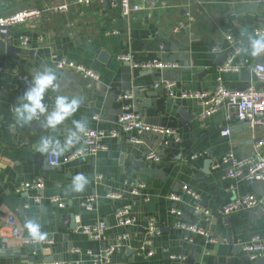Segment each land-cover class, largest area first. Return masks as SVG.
I'll use <instances>...</instances> for the list:
<instances>
[{
	"label": "crops",
	"instance_id": "crops-1",
	"mask_svg": "<svg viewBox=\"0 0 264 264\" xmlns=\"http://www.w3.org/2000/svg\"><path fill=\"white\" fill-rule=\"evenodd\" d=\"M130 2L139 5V11L123 15L121 5L111 0H0V16L27 9L42 11L40 17L0 39V264H92L88 252L96 255L117 244L120 233H127L128 238L115 250L109 264H264V252L251 260L242 248L244 242L264 237V181H233L235 189L230 190L222 178L224 167H212L230 150L238 158L252 155L255 142L264 140V124L251 128L235 115L228 120L225 104L214 114L201 117L199 100L181 97L183 92L214 90L218 77L228 89L258 84L252 66L264 63V56L239 54L237 61L242 67L237 72L221 73L219 66L233 50L228 36L240 46L242 27L253 30L264 25V0H258L255 10L248 9L249 0ZM64 5L67 8L59 10ZM24 38L26 44H22ZM124 55H130L132 61H123ZM63 58L85 65L99 78L58 67ZM156 59L170 66H134ZM41 67H53L60 77V91H49L45 98L49 110L56 95H80L84 103L72 119L86 117L89 130L105 132L104 149L95 156L66 159L60 166L51 167L47 156L36 152L41 136L56 135L63 141L73 127L71 119L57 133L45 131L39 124L15 126L17 98ZM166 82L174 83L175 97L154 86ZM127 94L131 98H124ZM126 106L139 113L144 123L174 129L180 141L165 143L164 136L148 132L143 143L130 142L117 121ZM226 126L230 135L224 136L221 131ZM150 151L159 153L161 161L147 160ZM195 153L199 157L192 158ZM79 173L89 180L82 193L71 190L72 178ZM37 179L45 183L42 190H18L22 183ZM138 183L146 184L142 193L149 196L148 201L132 194V186ZM185 187L196 193L198 200L186 193ZM114 192L121 193L120 201L109 197ZM248 192L261 200L258 207L217 214L210 223L200 221L220 242L211 243L201 235L194 236L193 241L185 238L178 223L198 221L193 210L196 201L216 211L236 195ZM174 193L181 199L170 200ZM90 196L95 201L88 210L83 202ZM37 197L41 198L39 203ZM53 197L60 201H52ZM61 202L64 207H60ZM121 204L130 209L134 224H118L115 212ZM6 215L15 216L27 237L24 222L36 218L53 243L24 244L10 236ZM152 217L161 230L156 235L146 231ZM102 220L108 224L104 240L82 232L83 225ZM149 250L154 254L145 256ZM172 254L184 258L173 259Z\"/></svg>",
	"mask_w": 264,
	"mask_h": 264
},
{
	"label": "built area",
	"instance_id": "built-area-1",
	"mask_svg": "<svg viewBox=\"0 0 264 264\" xmlns=\"http://www.w3.org/2000/svg\"><path fill=\"white\" fill-rule=\"evenodd\" d=\"M87 2L89 0H78L79 3ZM113 4H120L122 8L123 15H129L133 12L139 11V5L132 4L130 0H111ZM67 6H61L59 10L66 9ZM42 11L38 9H27L20 11L8 16H0V39H5L10 37L12 30L15 27L25 25L28 21L36 19L41 16ZM176 28L175 31H178ZM253 30L264 31L263 26H257ZM228 42L233 45V50L229 52L224 61L219 66V71L222 72H237L241 69V63L237 61L239 56V46L235 45L236 40L232 36H228ZM27 43V38L22 40V44ZM216 50H221L220 47H215ZM123 61L130 62L132 57L130 55H124L121 57ZM57 66L70 67L77 70L83 76L93 79H98L99 74L94 70L86 67L83 64L76 63L72 60L66 58L61 59L57 62ZM136 67L143 68H162L170 66L169 63H164L160 60H153L147 63L138 64L134 63ZM252 70L257 78V85H249L244 89H228L222 81L221 77H218V82L214 90L212 91H196V92H183L181 97L183 98H196L199 103L203 106V111L201 117L209 116L214 114L221 105L225 104L228 108V120L235 115L238 121L247 123L251 128H255L258 125L264 124V63H257L252 66ZM156 88L163 87L169 95L175 97V92L173 91V82L166 83H156L154 85ZM131 94H127L124 98H131ZM118 124L120 130L125 133L130 142L134 144H141L144 142V135L148 132L157 133L166 138L165 143L168 142H179V134L170 128L159 127L156 125H149L144 123L141 119L139 113L126 106L122 113L118 117ZM224 136L230 135V128L228 126L224 127L221 131ZM105 132L103 130H89L88 135L85 137L87 156H95L100 150L104 149L102 144V139L105 137ZM112 135H115L113 133ZM264 140L256 141L254 144V153L245 158H238L235 156L233 151H228L225 155L221 157L218 161L213 164V169H219L224 167L225 171L222 176L223 180L229 184L228 189L234 190L235 185L233 181L245 179L251 182L264 181ZM81 157L77 150L75 149L70 154L63 155L60 157L47 156V163L51 167H57L62 164L64 160H74ZM192 158L199 157L198 154H192ZM146 159L152 162H160L161 156L155 151H150L146 154ZM99 180L102 179V175L97 177ZM146 184L138 183L132 186V194L135 197H141L145 201L149 200L147 194L142 193ZM45 187V183L42 179H37L34 181L24 182L20 185V191H27L29 189L42 190ZM185 192L192 194L196 200L199 196L192 192L190 189L185 187ZM109 197L113 200L120 201L122 195L120 192L110 193ZM170 200L177 201L181 199V195L174 193L169 196ZM41 198L37 197L36 202H40ZM52 201L59 202L58 197H53ZM95 201L94 196L88 197L84 202L83 206L91 210ZM261 200L254 193H244L241 195H236L223 205L218 210L214 211L200 201H196L193 206L194 212L198 215V221L196 222H186L180 221L178 226L185 232V238L189 241L194 240V236L201 235L208 239L211 243L220 242V239L214 235L210 228L204 225H200L201 220H205L208 223L211 222L215 215H230L236 212L244 210H253L258 207ZM60 207H64V203H59ZM180 214L181 212L178 211ZM118 224L122 227L134 224L136 222L135 217L130 213V209L121 204L115 212ZM5 225L8 228V234L14 238L21 239L24 244L37 243L30 237L24 236L22 228L17 224L14 215L5 216ZM108 227L106 221L102 220L95 224L83 225L81 230L83 233L89 235L95 240H104L105 231ZM146 231L149 235H156L160 233V227L156 224V219L154 217L147 221ZM128 238L127 233H120L117 235L118 243L115 245L105 247L101 253L94 255L92 252H88L92 255V264H109L115 250L122 245V242ZM53 243V239L47 238L43 243L50 245ZM243 250L248 254L251 260H256L263 255L264 252V237H254L250 241L244 242L242 244ZM145 256H152L154 252L152 250L146 251ZM173 259H182L183 256L171 255ZM38 264H63L61 262H46Z\"/></svg>",
	"mask_w": 264,
	"mask_h": 264
},
{
	"label": "clouds",
	"instance_id": "clouds-1",
	"mask_svg": "<svg viewBox=\"0 0 264 264\" xmlns=\"http://www.w3.org/2000/svg\"><path fill=\"white\" fill-rule=\"evenodd\" d=\"M258 0H249L248 9L255 10ZM242 42L239 46V54L260 58L264 56V31L250 30L242 27ZM27 87L24 93L17 98L14 105V122L19 128L31 127L34 124L45 131L57 133L62 125L68 120L72 121V128L68 129L67 135L61 141L56 135H44L36 145V152L45 156L60 157L76 148L82 158L87 157L85 137L89 133L88 119H72L79 111L84 99L80 95H56L54 106L49 110L44 102L49 91H60V77L53 67H41L36 69L30 80L26 81ZM89 183L83 174H76L72 178L71 190L82 193ZM28 236L37 243H43L48 238V233L42 231L41 224L36 218H28L24 222Z\"/></svg>",
	"mask_w": 264,
	"mask_h": 264
},
{
	"label": "water",
	"instance_id": "water-1",
	"mask_svg": "<svg viewBox=\"0 0 264 264\" xmlns=\"http://www.w3.org/2000/svg\"><path fill=\"white\" fill-rule=\"evenodd\" d=\"M243 89H244V88H243ZM209 163L211 164V161H209ZM260 261H262V259H261Z\"/></svg>",
	"mask_w": 264,
	"mask_h": 264
}]
</instances>
